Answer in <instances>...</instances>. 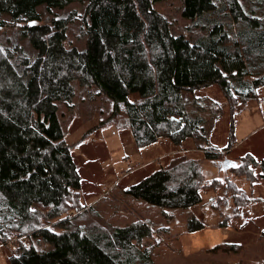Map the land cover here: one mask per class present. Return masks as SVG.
<instances>
[{"label": "trees", "instance_id": "1", "mask_svg": "<svg viewBox=\"0 0 264 264\" xmlns=\"http://www.w3.org/2000/svg\"><path fill=\"white\" fill-rule=\"evenodd\" d=\"M162 1L0 0V244L17 246L9 264H153L144 245L154 234L150 224L109 226L86 203L60 112L73 107L74 84L106 97L118 128L139 148L161 138L176 146L206 142L202 119L187 112L182 91L218 84L232 120L261 99L264 0H184L182 16L193 27L205 31L209 16L220 11L228 22H214L207 36L193 41L153 8ZM72 4L77 9L58 14ZM221 155L211 150L205 160L216 166ZM253 163L264 178V160ZM202 174V161L181 157L125 193L186 209L201 202L202 189H223L238 208L249 205L234 182L202 183ZM188 228L204 226L192 220ZM222 237L207 230L195 235L194 246Z\"/></svg>", "mask_w": 264, "mask_h": 264}, {"label": "rangeland", "instance_id": "2", "mask_svg": "<svg viewBox=\"0 0 264 264\" xmlns=\"http://www.w3.org/2000/svg\"><path fill=\"white\" fill-rule=\"evenodd\" d=\"M183 1L153 4L158 13L174 23L176 34L193 41L207 36L214 22L228 23L220 11L211 14L209 22H201H207L206 30L201 31L193 27L192 21L183 18ZM216 1L221 5L220 0ZM74 9L77 6L72 4L58 14ZM77 34L78 28L74 27L70 39L73 41ZM74 87L77 92L74 105L60 109L66 114L61 121L65 140L74 147L72 156L82 178L81 191L86 203L100 215L99 221L113 227H125L136 221L150 224L154 234L144 245L151 251L153 264H264V178L260 175L262 170L253 163L260 164L264 160V87L258 90L261 99L242 107L233 120L229 103L218 84L194 92L182 91L187 112H195L202 119L206 142L188 139L176 146L169 139L161 138L159 143L144 148L137 146L128 131L118 128L106 97L97 95L95 89L78 84ZM107 121V125H103ZM211 150L222 154L216 163L228 158L237 162L236 167L218 171L217 166L205 160V152ZM181 157L203 162L202 183L214 179L234 182L250 199L249 205L238 208V200L223 189H202L201 202L186 209L162 208L125 193L127 187L148 173ZM127 162L141 163L143 167L123 176L120 168ZM245 167L252 171L247 172ZM192 220L204 228L189 232L188 224ZM207 230L223 233L221 242L195 248V235ZM13 252L7 245L0 244V264H9Z\"/></svg>", "mask_w": 264, "mask_h": 264}, {"label": "built area", "instance_id": "3", "mask_svg": "<svg viewBox=\"0 0 264 264\" xmlns=\"http://www.w3.org/2000/svg\"><path fill=\"white\" fill-rule=\"evenodd\" d=\"M130 162V161H129ZM143 167V164L139 163L138 165L135 164V163H128L124 166V167H121L120 168V173L123 175V176H126V175H130L132 173H134L135 171L141 169ZM8 246V248L10 249H13L15 250V248H17L16 244L13 242H10L8 244H5Z\"/></svg>", "mask_w": 264, "mask_h": 264}, {"label": "water", "instance_id": "4", "mask_svg": "<svg viewBox=\"0 0 264 264\" xmlns=\"http://www.w3.org/2000/svg\"><path fill=\"white\" fill-rule=\"evenodd\" d=\"M232 165H237V162L230 160L228 158H225L223 161H219L216 163L218 171H225V172L231 169L233 167Z\"/></svg>", "mask_w": 264, "mask_h": 264}, {"label": "crops", "instance_id": "5", "mask_svg": "<svg viewBox=\"0 0 264 264\" xmlns=\"http://www.w3.org/2000/svg\"><path fill=\"white\" fill-rule=\"evenodd\" d=\"M157 143H159V142H157ZM125 158H126V160H128L127 157H125Z\"/></svg>", "mask_w": 264, "mask_h": 264}, {"label": "snow or ice", "instance_id": "6", "mask_svg": "<svg viewBox=\"0 0 264 264\" xmlns=\"http://www.w3.org/2000/svg\"><path fill=\"white\" fill-rule=\"evenodd\" d=\"M233 167H236V165H232Z\"/></svg>", "mask_w": 264, "mask_h": 264}]
</instances>
